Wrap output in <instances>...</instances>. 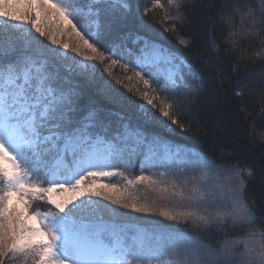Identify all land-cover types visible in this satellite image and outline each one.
Instances as JSON below:
<instances>
[{"label":"snow or ice","instance_id":"obj_1","mask_svg":"<svg viewBox=\"0 0 264 264\" xmlns=\"http://www.w3.org/2000/svg\"><path fill=\"white\" fill-rule=\"evenodd\" d=\"M196 7L216 6L152 0L140 12L133 0H0V264H264V230L254 229L245 197L253 168L168 139L189 131L181 117L191 82L203 77L144 17L161 9L164 32L177 33ZM236 11L218 13L230 28L225 47L234 54L259 42L248 93L264 102V0L239 27ZM177 38L191 46L190 36ZM137 159L142 170L129 178L121 169ZM156 167L168 170L145 174ZM221 174L227 184L207 182ZM116 176L122 186L106 182ZM120 209L172 223L149 230Z\"/></svg>","mask_w":264,"mask_h":264},{"label":"trees","instance_id":"obj_2","mask_svg":"<svg viewBox=\"0 0 264 264\" xmlns=\"http://www.w3.org/2000/svg\"><path fill=\"white\" fill-rule=\"evenodd\" d=\"M133 2L139 3L140 12H142L145 6L151 7L152 0H133ZM200 2L214 4L216 7H209L207 10L196 7L194 11H189V22L178 27L177 33L164 32V27L167 25L158 22L164 17V11L161 9H155L144 17V20L152 26V34L158 38L159 42L184 56L203 77V83L191 82L192 96L190 101L186 102L188 106L181 117L182 122L186 125L190 124L189 131L177 130L175 133H168V139L177 145L204 153L218 164L240 163L253 168L254 176L246 179L245 197L249 202H254L258 220L253 227L259 233L264 230V140H262L264 102L260 96L252 97L248 93V88L253 86L252 81L257 78L261 70V65L248 60V56L261 49L258 41L254 44L243 42L244 52L237 50L236 53L229 54L224 41L230 28L218 19L222 5H227L229 11L238 7L239 11L235 12L234 24L239 27L241 15L247 13L249 8L258 7L259 0H200ZM245 26H247L246 23ZM178 36H190L191 46L180 45ZM63 39L70 45L75 42L74 36H66ZM213 41L219 45L218 52L212 49ZM68 54L75 56L70 49ZM241 57L242 62H240ZM258 60L259 58H255V61ZM115 71L120 73L119 68ZM238 86L242 91L241 96L234 95V90ZM117 87L120 86L117 85ZM121 170L125 171V175L129 178L139 175L142 170L140 160H136L133 168ZM167 170L164 167H156L144 171L145 174L158 175ZM106 182L121 186L125 183L120 176L112 177ZM139 192L147 194L150 199L155 198V194L145 193L142 186ZM158 203L165 204L166 201H158ZM35 206L43 210L48 208L47 205L39 202H36ZM113 207L116 206L113 205ZM120 211L125 213L123 219L128 223L149 230H159L162 225L172 223L164 221L159 216L131 213L125 209ZM181 227L187 228L185 225ZM188 230L191 231V229ZM251 230L237 229L236 232L243 234Z\"/></svg>","mask_w":264,"mask_h":264},{"label":"rangeland","instance_id":"obj_3","mask_svg":"<svg viewBox=\"0 0 264 264\" xmlns=\"http://www.w3.org/2000/svg\"><path fill=\"white\" fill-rule=\"evenodd\" d=\"M229 177L224 175V174H221L219 177H215V176H212V177H207V182L209 184H213V183H222V184H227L228 181H229ZM144 228V227H143Z\"/></svg>","mask_w":264,"mask_h":264}]
</instances>
